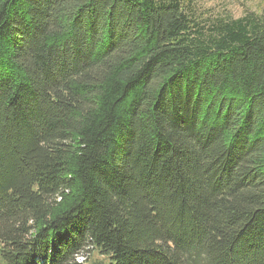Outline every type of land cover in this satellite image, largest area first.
I'll return each mask as SVG.
<instances>
[{"label":"trees","instance_id":"1","mask_svg":"<svg viewBox=\"0 0 264 264\" xmlns=\"http://www.w3.org/2000/svg\"><path fill=\"white\" fill-rule=\"evenodd\" d=\"M193 2L0 0V264H264V11Z\"/></svg>","mask_w":264,"mask_h":264},{"label":"rangeland","instance_id":"2","mask_svg":"<svg viewBox=\"0 0 264 264\" xmlns=\"http://www.w3.org/2000/svg\"><path fill=\"white\" fill-rule=\"evenodd\" d=\"M191 9L196 21L207 26L214 20L226 21L249 14H261L264 11V0H194ZM88 257L99 259L94 252L89 253ZM84 259L78 257V261Z\"/></svg>","mask_w":264,"mask_h":264}]
</instances>
